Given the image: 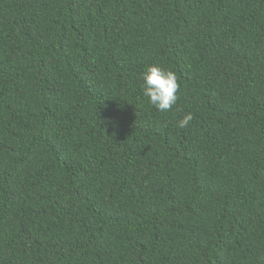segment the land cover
<instances>
[{
  "label": "trees",
  "instance_id": "16d2710c",
  "mask_svg": "<svg viewBox=\"0 0 264 264\" xmlns=\"http://www.w3.org/2000/svg\"><path fill=\"white\" fill-rule=\"evenodd\" d=\"M0 264H264V0H0Z\"/></svg>",
  "mask_w": 264,
  "mask_h": 264
},
{
  "label": "clouds",
  "instance_id": "9594fccd",
  "mask_svg": "<svg viewBox=\"0 0 264 264\" xmlns=\"http://www.w3.org/2000/svg\"><path fill=\"white\" fill-rule=\"evenodd\" d=\"M141 79L143 81L141 85L143 96L157 110L167 112L176 105L180 85L175 71L152 65L142 73ZM192 119L193 114L186 113L179 121V127L188 126Z\"/></svg>",
  "mask_w": 264,
  "mask_h": 264
}]
</instances>
